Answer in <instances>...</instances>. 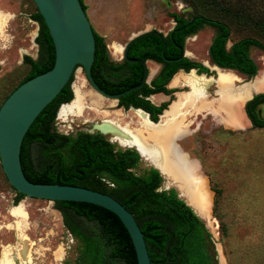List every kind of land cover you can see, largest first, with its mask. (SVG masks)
Segmentation results:
<instances>
[{
    "label": "trees",
    "instance_id": "16d2710c",
    "mask_svg": "<svg viewBox=\"0 0 264 264\" xmlns=\"http://www.w3.org/2000/svg\"><path fill=\"white\" fill-rule=\"evenodd\" d=\"M188 1L191 6H196L194 0ZM198 1L208 11L209 16L198 14L184 19L171 15L175 26L164 37L165 42L160 34L149 32L130 43L128 59L143 61L151 58L164 62V57L176 60L165 63V68L161 69L149 86L144 84L120 97V102L125 106L142 107L155 120V115L166 104L154 107L140 95L144 97L155 93H168L164 86L180 68L184 71L195 69L198 73H207L200 64L179 58L184 39L202 26L215 30V35L207 47V57L213 65L220 69L235 70L247 78L255 76L257 69L249 58L247 49L253 46L264 54V44L248 37L232 42L226 48L230 37L227 22L240 25L264 38V0ZM79 3L85 11L82 0ZM31 20L38 25L34 39L37 59L23 58V63L29 66V70L15 87L48 71L53 64L52 43L36 11ZM93 38L94 53L90 75L94 83L108 94H117L139 84L141 65L127 62L112 64L108 60L102 38L95 32ZM71 81L72 76L56 97L36 116L23 136L19 163L25 179L34 184L83 187L118 201L138 225L150 264H212L214 260L209 254L212 240L204 222L178 197L174 189L158 191L162 179L156 170L147 168L140 175L131 172L139 162L134 150L115 148L99 135L78 134L69 139L50 132V124L58 105L71 99ZM262 102L264 93L254 95L244 104V113L253 127H264V121H258L254 116L255 106ZM95 176L102 177L112 188L107 190L101 187L92 180ZM210 189L215 195L218 194L213 186ZM16 197L15 203L23 198L18 193ZM53 204L54 209L60 213L63 226L79 244V264H136L129 237L118 219L110 212L86 203Z\"/></svg>",
    "mask_w": 264,
    "mask_h": 264
},
{
    "label": "rangeland",
    "instance_id": "374dc122",
    "mask_svg": "<svg viewBox=\"0 0 264 264\" xmlns=\"http://www.w3.org/2000/svg\"><path fill=\"white\" fill-rule=\"evenodd\" d=\"M194 2L196 6H191L188 0H82L93 31L102 38L107 57L114 62H120L121 54L112 56L113 51L110 53L108 49V45L112 42L122 48L130 38L143 32L154 30L166 34L173 26L171 15L184 19H190L198 14L209 16L208 11L198 0ZM35 11L31 0H0V12L8 16L7 21L0 26V105L28 73V67L21 64V58L29 57L33 60L36 58L37 49L32 44V36L37 31V24L31 20ZM227 23L230 37L226 48L232 42L248 37L264 44V38L261 36L235 23ZM214 35L213 28L202 26L193 35L187 36L183 46L188 58L210 66L207 47ZM247 52L258 69L257 75L244 83L243 81L246 80L243 76L230 72L238 77L239 81L231 86L217 84L211 86L203 100V105L210 112L219 113L220 110L227 111L226 109L229 113L232 112L234 104L238 108L243 102L238 99L230 102L224 95L229 94L231 89L241 86L243 91L247 84L260 81V77L264 74V54L253 46H249ZM146 67L148 71L154 69V73L158 70L157 65L151 61L146 62ZM211 72V77H214L215 72ZM215 75L218 77V70ZM149 80L147 79L148 84ZM71 84L72 87H78L87 98L90 96L89 99L102 97L90 88L79 68L76 69ZM257 84L259 86L255 93L264 90L262 82ZM176 90L177 93L187 91L185 87H178ZM179 96L180 94L177 95V101ZM175 98L176 96L173 95L170 100L174 101ZM104 99L107 100L104 101L107 107L104 112L107 117L121 119L119 113L111 111L109 106L115 101ZM154 100L151 102L157 105L164 98L156 95ZM164 104H168L167 99ZM201 109L203 106L197 111ZM236 111L238 112V109ZM85 113L87 118L95 122L103 118L90 110H86ZM187 115H184L187 122L181 121L180 125L186 126L188 134H191V128L197 129L192 133L198 140L196 150H199L198 152H201L206 160L202 172L199 170L206 178L211 194V205L209 218L201 215L200 219L211 236L209 254L214 260L212 264H264V130H253L243 120L242 130L231 129L232 133L228 134L231 136L227 135L228 141L223 145L217 139L215 126H212V122L204 113L191 118ZM71 120L68 123H61L54 118L50 124V132L69 139L78 134L99 135L108 141L106 136L92 129V123H83V119L71 118ZM191 122L193 127L187 128ZM225 122L232 126L229 120ZM111 144L115 148L118 147L114 143ZM147 168L151 166L139 158L137 166L131 172L140 175ZM161 179L158 191L173 189L170 183L172 179ZM92 180L107 190L112 188L102 177L95 176ZM211 186L217 189V195L211 192ZM176 188L179 193L182 192L177 185ZM15 200H17L16 192L9 186L0 168V253L6 247L17 246V242L14 243L16 237L14 238L13 230L23 223H21L22 219L13 216L11 212L16 207H21L27 215L22 235L30 242L28 264H79L77 261L79 244L63 226L61 216L54 209V204L25 197L16 203ZM18 231L19 238H22L21 228H18ZM34 251L36 254L33 253ZM9 252L8 254L12 255L13 249Z\"/></svg>",
    "mask_w": 264,
    "mask_h": 264
},
{
    "label": "water",
    "instance_id": "95a60500",
    "mask_svg": "<svg viewBox=\"0 0 264 264\" xmlns=\"http://www.w3.org/2000/svg\"><path fill=\"white\" fill-rule=\"evenodd\" d=\"M31 1L51 40L54 59L52 67L48 71L19 84L0 105L1 171L9 186L25 198L44 200L52 203H86L110 212L125 229L135 254L136 264H150L143 236L138 225L130 213L118 201L106 194L83 187L31 183L25 179L19 163L20 145L27 129L42 109L67 84L69 78L74 75L77 68L83 72L87 83L96 94L112 100L133 92L146 83L144 62L126 58L127 45L142 34L130 38L127 44L122 47V58L126 62L138 63L142 66L139 84L121 93L110 95L99 89L90 75L94 53L93 30L85 11L81 8L79 0ZM183 55L184 51L182 57ZM190 71L195 74L194 70H189L188 72ZM130 109L142 112L151 124H157V122L150 121L147 113L144 111L132 107ZM185 135L176 136L173 139V145L181 155L186 157L188 162H196L198 168L201 170L198 162L195 159L189 158L177 145V141L183 139ZM108 142L111 143L110 141ZM118 147L134 150L140 158V154L136 149L124 146ZM151 168L156 170L160 175L157 168L153 165H151ZM161 178L164 179L162 176ZM170 183L175 190L177 184L174 182ZM178 197L180 198L179 195Z\"/></svg>",
    "mask_w": 264,
    "mask_h": 264
},
{
    "label": "bare ground",
    "instance_id": "6f19581e",
    "mask_svg": "<svg viewBox=\"0 0 264 264\" xmlns=\"http://www.w3.org/2000/svg\"><path fill=\"white\" fill-rule=\"evenodd\" d=\"M112 51V56L115 57L119 55V52H117L114 47ZM237 78L238 77H235L229 71H218V77L215 79H205L203 77H196L193 74L184 75L178 73L170 82V86L176 88L188 87L189 92L180 94L179 100L172 104L168 111L164 113L161 122L157 127H152L147 124L145 114L135 110L136 113L145 117L146 121L144 123V130L134 129L129 126V123H123L120 119L116 120L107 117L105 112L99 111L104 105V101L97 97L94 98L95 100L93 98L89 99L90 96L87 98V96L76 86L73 87L74 99L70 104L66 106L63 105L59 113V118L66 120V116L70 114L81 116L88 104L90 111H93L97 116L99 115L103 117L99 119L98 122L90 120L92 123V129L100 132L101 135L106 136L108 141L116 143L117 146L136 149L140 154L141 160L147 162L150 166L153 165L159 170L164 178H170L177 184V187L183 192L179 193L180 198H182L185 204L188 205L199 218H201V215L209 218L208 214L211 205V194L208 190L206 178L201 174L197 164L194 162H188L186 157L181 155L173 145L172 137L182 131V129H180V131L177 130L178 132L176 130L170 131L169 125L175 121V116L180 111L181 102L185 103L193 99H198L200 95L201 97H204L206 93L203 94V92H206V89H209L214 83L217 85L231 86L234 82L239 81ZM258 82L264 84V74L260 77V81L256 80L255 82L244 86L245 90L242 91V86L236 88L238 94L234 98L240 100L241 103L250 99L255 93V90L258 89ZM236 109L237 106L234 104L232 112L229 113L228 109H226V112L232 115L235 121H238L239 116ZM149 140H152L153 144L149 143ZM11 213L13 216L22 219L21 223L23 224L13 230L17 240V246H9L3 249L0 257V264H14V262L15 264L16 262L26 264L30 259V242L27 237H23L22 232L26 224L25 220L27 219V215L21 207H16ZM18 228H21L22 238H19L20 232L18 231ZM18 245H20V247H18ZM10 249L11 251L13 249L12 255L8 254ZM35 251L33 253H35ZM9 255H11V257Z\"/></svg>",
    "mask_w": 264,
    "mask_h": 264
},
{
    "label": "flooded vegetation",
    "instance_id": "af4514ba",
    "mask_svg": "<svg viewBox=\"0 0 264 264\" xmlns=\"http://www.w3.org/2000/svg\"><path fill=\"white\" fill-rule=\"evenodd\" d=\"M172 19V18H171ZM172 22H173V26H172V28L169 30V31H171L172 29H173V27L175 26V22L172 20ZM38 26V25H37ZM168 31V32H169ZM149 32H152V33H154V34H160L161 35V38H162V40L165 42V40H164V37L167 35V33L166 34H161V33H159V32H157V31H154V30H151V31H148V32H144V34L145 33H149ZM140 34H142L143 35V33H140ZM139 35V34H138ZM135 36H137V35H135ZM135 36H133V37H135ZM129 41V40H128ZM127 44V43H126ZM129 45L130 44H128L127 45V50H126V58H127V52H128V48H129ZM125 46V45H124ZM106 49V48H105ZM164 49V48H163ZM163 49H162V52H163ZM183 51H185V53H186V50L184 49V46H183V49H182V52H181V55H180V57L179 58H185V59H187V60H189V61H191V62H194V63H198V64H200L202 67H204L206 70H207V73H198L195 69H189V70H194V72H195V74L194 73H192V71H190V72H188L189 70H187V71H184V69L183 68H180V69H178L172 76H171V78L169 79L170 81H168L169 82V84H168V82L166 83V85L164 86V88L166 89V90H168L169 92L168 93H155V94H151V95H148V96H144V97H142L141 95H140V97L141 98H143V100H145V101H147L149 104H151L152 106H154V107H160L161 105H163L164 103H165V99H167V102H168V104H166V106H165V108L159 113V114H157V115H155V120H152L151 119V115H150V113L149 112H147V111H145L142 107H133V106H131V105H124V103H121L120 102V97L118 98V99H116V100H114L115 101V103L114 102H112L109 106H110V108H111V110L113 111V112H118L119 113V116L120 117H122L120 120L123 122V123H129V126L130 127H132V128H134V129H138V130H144V123H145V121L147 120H145V117H142L141 115H139L138 113H136V111L135 110H131L130 109V107H132V108H135V109H140V110H142V111H144L145 113H147V117H148V119L150 120V121H152V122H157V124H151L148 120L146 121V123L147 124H149L150 126H152V127H157L158 125H159V123L161 122V118H162V116L164 115V113L166 112V111H168V109H169V107L172 105V104H174L176 101H177V95H179V94H185V93H187V92H189V88L188 87H185L186 89H187V91H185V92H181V93H177L178 91L176 90V87L174 88H171V89H168V88H166V86H167V84L170 86V82L172 81V79L174 78V76L175 75H177L178 73H182V74H184V75H188V74H193V75H195L196 77H203V78H205V79H210V78H213V79H215L216 78V75H215V73H216V70H218V71H225L226 69H222V70H219L220 68H218L217 66H215V65H213L210 61H209V59H208V63H209V65L210 66H208L206 63H202V62H197V61H194V60H191V58H188V56L186 55L185 56V53H184V55H183V57H182V53H183ZM106 54H107V50H106ZM121 54V59H120V62H114V61H112V60H110L109 58H108V60L112 63V64H114V65H119V64H122L123 62H126L123 58H122V50H121V52L119 53V55ZM163 58V61L164 62H160V61H158V60H156V59H151V58H149V59H145V60H143V62H144V64H145V70H146V83H144L145 85H147V86H149L150 85V83H151V81L157 76V74L161 71V69H163V68H165V63H169V62H172L171 60H173V61H175L176 59H168V58H164V57H162ZM178 58V59H179ZM36 59H37V57H36ZM128 59V58H127ZM129 60H137V59H129ZM167 60H170V61H167ZM141 61V60H140ZM147 61H151V62H153L154 64H156L157 65V67H158V70L157 71H155V73H154V69H150L149 71L147 70V67H146V62ZM127 63H129V62H127ZM21 64H23V65H26L25 63H23V58L21 59ZM136 64H138V63H136ZM140 65V64H139ZM27 67H28V70H29V66L28 65H26ZM142 67V66H141ZM214 67H217V68H214ZM211 71H213V72H215L214 73V77H211V75H212V72ZM229 72H235V73H237V74H239V75H241V76H243L244 78H245V80L246 81H243L244 83H246V82H248V81H250L251 79H253L256 75H257V73H258V69H257V71H256V74H255V76H253V77H251V78H247V77H245L244 75H242L241 73H239V72H237V71H235V70H228ZM153 73V74H152ZM142 74V73H141ZM72 79H73V76H72ZM147 79H150L149 80V84H148V82H147ZM93 80V79H92ZM141 80V79H140ZM242 81V80H241ZM94 82V81H93ZM143 84V85H144ZM213 85H215V83L214 84H212L211 86H213ZM210 86V87H211ZM216 87V86H215ZM91 88V87H90ZM99 88V87H98ZM69 89H70V92L72 93L71 94V99L67 102V103H61L60 105H58V107H57V109H56V111H55V115H54V118H55V120L56 121H59V122H61V123H68V122H71V118H76V119H83V123H91V121H90V119L89 118H87L86 117V113H85V111L86 110H90L89 109V105L87 104L86 105V108L84 109V112H83V114L81 115V116H76V115H67L66 116V120H63L62 118H59V113H60V110L62 109V107H63V105H68V104H70L71 102H72V100L74 99V92H73V87H72V84H71V82L69 83ZM100 89V88H99ZM127 90V89H126ZM208 89H206V91H207ZM103 91V90H102ZM125 91V90H124ZM231 92H229V94H226V95H224V97H226L228 100H230V102H233L234 100H236V98H234V97H236V95L238 94L237 92H236V88H234V89H231L230 90ZM104 92V91H103ZM123 92V91H122ZM106 93V92H105ZM121 93V92H120ZM204 93H206V92H203V94ZM264 92H261V93H257V94H263ZM108 94V93H107ZM118 94V93H117ZM157 94H161V96L164 98V100H161V102L159 103V104H154V103H152L151 101H155L154 100V97H155V95H157ZM202 94V93H201ZM257 94H254V95H257ZM98 95V94H97ZM110 95H112V94H110ZM173 95H175L176 96V98H175V100L174 101H171L170 99L173 97ZM218 95V94H217ZM254 95H252V97L254 96ZM99 97H101L100 95H98ZM219 96V95H218ZM122 97V96H121ZM205 97V96H204ZM204 97H201V95H200V97L198 98V99H193V100H190V101H187V102H185V103H183V102H181V107H180V113L178 112V114L175 116V121L171 124V125H169L170 127H169V129H170V131H172V130H178V131H180V129H182V131H180V132H178L175 136H173L172 138L174 139L176 136H180V135H184V134H186L185 136H184V138L183 139H181V140H179V141H177V145H178V147H179V149L181 150V151H183V152H185L187 155H188V157L189 158H192V159H195L197 162H198V164L201 166V169L202 168H204V166L206 165V160L204 159V157H203V155H202V153L200 152H198L197 150H196V147H197V143H198V140H197V138L196 137H194L193 135H192V133H194L197 129H195L194 127H193V122H191L190 124H188L187 125V128H189V127H193V128H191V134H188L187 132H186V126H181L180 125V122L181 121H184V122H187V120L184 118V115L185 114H188L187 115V117H194L195 115L196 116H200V114L201 113H204V115H205V117H207V119L209 120L210 119V121L212 122V126H215V132L216 133H218L217 134V139H218V141H219V143H222L223 145H224V143L226 142V141H228V139H227V137L228 136H231V135H228V134H230V133H232V130L231 129H237V130H242V123H243V118H242V116H241V109H242V107H244V104L246 103V102H248V101H250L251 99H252V97L250 98V99H247L246 101H244L243 102V104L242 105H240L237 109H238V116H239V119H238V121H235L234 120V118L230 115V114H226V111L224 112L223 110H220L219 111V113H221L223 116H221L219 113H217V112H210V110L207 108V107H205L204 105H203V100H204ZM223 98V97H222ZM222 98H220L221 100H222ZM101 99L103 100V101H107L106 99H104L103 97H101ZM112 100V99H111ZM201 106H203V109H201L199 112L197 111ZM88 107V108H87ZM107 109V107L105 106V105H103L100 109H99V111L100 112H104V110H106ZM123 111V112H122ZM185 111V112H184ZM132 112V113H131ZM135 112V113H134ZM184 112V113H183ZM197 112V113H196ZM128 113V114H127ZM243 113H244V110H243ZM124 114V115H123ZM132 114V115H131ZM179 115V116H178ZM244 115H245V113H244ZM254 116H255V118L258 120V121H264V102H262V103H259V104H257L256 106H255V108H254ZM211 117V118H210ZM245 117H246V115H245ZM130 118V119H129ZM135 119H137V120H135ZM203 119V118H202ZM246 119H247V121H248V123H249V125H248V127H250L251 129H253V130H264V127H261V128H258V127H253L252 126V124H251V122L248 120V118L246 117ZM128 120V121H127ZM225 120H229L231 123H232V126H230V125H228L226 122H225ZM99 121V120H98ZM182 124V123H181ZM181 127H180V126ZM179 126V127H178ZM234 126V127H233ZM138 127V128H137ZM183 127V128H182ZM168 129V130H169ZM228 135V136H227ZM229 138V137H228ZM173 141V140H172ZM149 143H151V144H153V141L152 140H149L148 141ZM114 144H116V143H114ZM117 145V144H116ZM160 175H161V173H160ZM162 176V175H161ZM162 177H164V176H162ZM164 179H166V178H164ZM175 190H176V192H177V195H179V191L177 190V188L175 187ZM59 213V212H58ZM60 214V213H59ZM206 226V225H205ZM14 233V232H13ZM14 238H15V236H14ZM14 243H16V240H14ZM18 247H20V245H18ZM0 257H1V253H0ZM62 258V256L60 257V259ZM60 259H59V261H60ZM14 264H15V262H14ZM16 264H20L19 262L17 263L16 262ZM26 264H28V263H26Z\"/></svg>",
    "mask_w": 264,
    "mask_h": 264
},
{
    "label": "crops",
    "instance_id": "0c3cea01",
    "mask_svg": "<svg viewBox=\"0 0 264 264\" xmlns=\"http://www.w3.org/2000/svg\"><path fill=\"white\" fill-rule=\"evenodd\" d=\"M87 17V16H86ZM7 18H8V16L6 15V14H3V13H1L0 12V26H1V24L2 23H4L5 21H7ZM87 19H88V17H87ZM88 21H89V19H88ZM34 22V21H33ZM36 23V22H35ZM37 24V23H36ZM89 24H90V22H89ZM90 26H91V24H90ZM91 28H92V26H91ZM93 30V29H92ZM37 32H38V26H37V31H36V33H34V35L32 36V44H33V46H35L36 47V49H37V45L35 44V42H34V39H35V37L37 36ZM94 32V31H93ZM144 33V32H143ZM111 45V46H110ZM113 47L115 48V50L117 51V52H121V50H122V48H121V46L120 45H118V44H116V43H110L109 45H108V49L110 50V53H111V51L113 50ZM36 57H37V50H36ZM22 58H24V57H22ZM21 58V59H22ZM31 59V58H30ZM33 60V59H32ZM34 60H36V58L34 59ZM226 71V70H225ZM228 71V70H227ZM170 81V80H169ZM168 84H169V82H168ZM167 84V86H166V88H168V89H171V88H173V87H171V86H169ZM261 92H264V90H260V91H258V92H256V93H254V94H257V93H261ZM253 94V95H254ZM157 95H161V94H157ZM156 96V95H155ZM252 97V96H251ZM248 101V100H247ZM225 108V107H224ZM241 116H242V118H243V120H244V122H245V124L248 126L249 125V123H248V121H247V119H246V117H245V115H244V113H243V107H242V109H241Z\"/></svg>",
    "mask_w": 264,
    "mask_h": 264
}]
</instances>
